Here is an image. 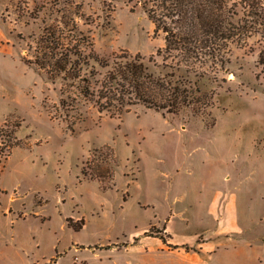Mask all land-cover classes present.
<instances>
[{"label":"rangeland","instance_id":"rangeland-1","mask_svg":"<svg viewBox=\"0 0 264 264\" xmlns=\"http://www.w3.org/2000/svg\"><path fill=\"white\" fill-rule=\"evenodd\" d=\"M141 2L0 0V264H264L259 34L195 64L204 117L111 115L23 60L65 18V40L102 57L186 66L156 54L165 33Z\"/></svg>","mask_w":264,"mask_h":264},{"label":"trees","instance_id":"trees-1","mask_svg":"<svg viewBox=\"0 0 264 264\" xmlns=\"http://www.w3.org/2000/svg\"><path fill=\"white\" fill-rule=\"evenodd\" d=\"M141 6L155 30L165 33V44L156 54L182 58L186 66L158 64L153 55L145 60L127 51L111 59L102 57L65 40L75 31L65 18L44 27L35 39L32 58L23 60L46 71L52 80L61 78L64 85L78 87L99 111L111 115L139 104L168 113L188 108L203 117L210 113L212 95L202 86L205 74L197 62H222L229 42L259 34L257 61L264 65V0H142Z\"/></svg>","mask_w":264,"mask_h":264}]
</instances>
